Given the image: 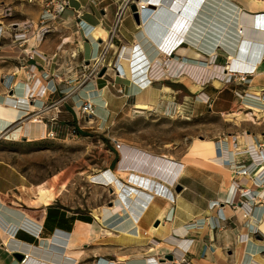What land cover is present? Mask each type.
I'll return each mask as SVG.
<instances>
[{"label":"crops","instance_id":"1","mask_svg":"<svg viewBox=\"0 0 264 264\" xmlns=\"http://www.w3.org/2000/svg\"><path fill=\"white\" fill-rule=\"evenodd\" d=\"M162 1L166 2L171 18L185 24V29L182 30L180 25L178 35L158 41L160 45L156 44L155 47L148 41L139 40V23L133 15H127L105 54L106 72L75 93L72 89L78 86L75 79L80 73V66L99 57L109 42L119 0H69L63 16L51 23L53 30L42 40L37 37L41 13L34 14L30 18L34 25L23 46L13 41L10 28L5 31L0 44V105L14 108L7 104L6 98L13 93L23 96L26 84H34L35 81H27L28 72L24 67L29 65H37L36 76L42 78L36 86L44 84L48 88L43 98L36 100L34 107L28 109V114L20 111L16 117V112L11 111L8 119L12 122L5 130L22 131L33 141L40 134L45 137L49 131L65 133L75 126L80 104L86 99H92L94 106L103 105L105 108L111 104L120 111L128 107L129 114L159 119L170 116L172 109L180 116L181 109L192 102L195 113L197 108L204 106L209 116L217 118L221 124L210 130L209 138L199 142L195 138L188 140L185 135L171 140L139 138L123 152L114 148V172L131 171L130 182L122 177L121 180L131 183V174L136 173L148 178L145 183L151 186L137 196L132 203L131 214H128L127 207L114 211H106L102 207L94 214L71 213L56 206V198L47 205L32 204L36 200L37 188L45 184L35 186L25 174L0 157L2 221L18 224L20 219L30 217L38 222L42 226L40 235L18 230L15 236L26 244L40 247H46L57 230L65 232L70 238L78 231L95 229L92 239L79 241L74 247L81 252L74 264H78L82 256L84 259L92 257L95 264H110L111 261L117 264H145L148 261L151 264L156 261L161 264H264V187H258L257 171L250 176L236 173V165L243 162V158L231 155V145L226 147L221 144L222 150H219L224 136L239 135L243 131L249 134L248 141L264 142L263 115L254 123L250 120L253 118L237 121L227 116L247 103H241L237 93L264 91V31L254 18L258 13H264V0H195L196 3L189 6L193 11H189L188 15L184 11L190 0ZM81 20L94 28L89 39L78 31ZM238 28L244 29L242 36L238 34ZM179 36L189 40H184L181 46L173 50L170 57L174 62L170 66L166 60L156 62V65L147 68L149 76L140 74L141 82L153 80L149 87L141 88V82L125 75L122 60H132L133 72L145 66L146 59L141 54L130 58L137 51L132 48L133 45L142 41L144 50L154 64L157 56L165 57L156 50L164 44L167 51L174 49L170 43ZM155 38L159 40L161 37ZM255 47L262 50L259 56L253 57ZM140 55L142 59L137 62L136 58ZM229 55L231 63L242 56L241 61L252 67L245 69L251 73L248 82L226 84L213 73L207 75L209 66L213 67L212 72H221L230 61ZM260 57L262 60L258 62ZM139 62L142 64L137 66ZM116 63L122 75H118L114 68ZM169 67L173 73L171 78L164 74ZM187 67L193 71V75L185 71ZM203 70L206 72L203 73ZM55 75L59 78L55 79ZM110 85L118 95L112 93ZM203 99H209V104L204 103ZM42 104L55 106L42 110ZM255 107L263 110L259 105L255 104ZM108 113L104 115L105 123L110 119ZM42 125H46L45 129ZM249 161L246 159V162ZM150 179L152 182L159 181L166 190L163 192L162 187L158 186L155 190L153 183H149ZM235 183L251 192L242 197L234 188ZM174 184L181 187V191H176ZM253 191L259 197L252 206ZM115 197L114 201H117V194ZM214 201H219L220 205L211 208ZM118 205H121V201ZM222 215L226 217L225 220ZM254 227L257 228L256 234L251 232ZM1 236L0 231V248L5 250V238ZM82 245L87 248L83 251L77 249ZM68 246L66 243L65 248ZM169 255L173 257L172 260L166 259Z\"/></svg>","mask_w":264,"mask_h":264},{"label":"rangeland","instance_id":"2","mask_svg":"<svg viewBox=\"0 0 264 264\" xmlns=\"http://www.w3.org/2000/svg\"><path fill=\"white\" fill-rule=\"evenodd\" d=\"M45 1L0 0V4H8L14 9L13 18L5 21V26L10 21L32 20L30 18L34 14L42 12ZM165 75L171 78L173 73L169 71ZM72 90L74 91V87ZM110 90L114 92L111 85ZM114 94L118 95L117 92ZM203 102L209 104L207 99H203ZM194 110L193 103L189 102L181 109L180 116L172 109L170 116L159 119L129 114L128 107L120 111L111 104L105 108L103 105H95L93 116L87 117L80 111L76 127H70L65 133L53 131L55 138L46 136V139L30 142L24 138L20 140L1 138L0 157L25 174L35 186L45 184L46 187H54L59 191L64 184V188L55 199L56 206L71 213L94 214L102 207L113 206L114 190L109 186L94 183L92 177L108 170L114 171L112 164L115 157L114 141L119 140L130 146L139 138L171 140L185 135L188 140L195 138L198 142L209 138L210 130L221 124V121L215 117L211 118L204 106L197 108L196 113ZM237 110H240L239 107L234 109ZM106 112H109L110 119L105 123ZM79 248L83 251L87 246L77 247ZM0 251V264H20L27 259V254L21 251L19 253L24 255L23 260L15 256V251L9 252L7 247L5 250L0 248ZM82 257L78 264H95V261L91 260L92 257L91 259Z\"/></svg>","mask_w":264,"mask_h":264},{"label":"bare ground","instance_id":"3","mask_svg":"<svg viewBox=\"0 0 264 264\" xmlns=\"http://www.w3.org/2000/svg\"><path fill=\"white\" fill-rule=\"evenodd\" d=\"M147 1H149V0H143L142 1V4H145L144 5L145 9H144V12L142 13V16L140 18V21H141L140 24L142 26H141L140 34L138 35L139 36V40L142 39L143 42L148 41V44H152L153 46L157 47L156 44L160 45V42H158V41L165 40V39H167L168 36L178 35L177 32H179L181 29L182 30L185 29V24L180 23V21H178L176 19H172L171 17H169L170 14H169V11L167 10V7L165 5L166 2H163L162 0H152L153 2H156V4H154L155 10L152 11L150 8L147 7V5H146ZM190 1L191 2L188 5V7L186 8V11H184V13L186 15H188L189 11H193V8H191L189 6L193 5L191 3L195 4L197 0L196 1L195 0H190ZM152 12H154V15L151 16ZM143 21H144V23L142 24ZM180 25H181V29L178 31ZM242 31H243V28H238V30H237L238 34L241 35V36L243 35V34H241ZM157 36L158 37L160 36L161 38H158L159 40H156L155 37H157ZM241 36H240V38H242ZM180 37L181 36H179L178 39ZM153 38H154V40H153ZM178 39L173 41L170 44H173V46H175L178 43ZM183 40L188 41L189 38L184 37ZM141 43H142V41L136 43L135 44L136 46L133 45L132 48H135V50H137V51H135V54H131L130 58L132 59V57L134 55L137 56V53L141 54L146 59L145 66L142 69H141V66H140V67L137 68L138 69L137 71L134 70V72H133V69L131 68V61L132 60L128 61V62L126 60H122L121 61L122 65H124V68L126 69L125 75H128L130 77H134L136 79V81H138V83L141 82V80H143L142 76H145V77L149 76V72L146 71L149 66L156 65V62L157 63L158 62H163L164 60L167 61L169 66L174 62L171 57H160V56H157V59H156L157 61H155V63L152 64V61L150 60V57L147 55V53L144 50V47L142 46ZM238 45H239V43H238ZM172 48H174V47H172ZM160 49L162 50V48L159 47V49H157L158 51L156 50V53L161 54V50ZM168 51L171 52V49L168 50ZM141 55L138 56V58H136L137 62L140 61V59H142ZM241 57L242 56H240V58H239L240 60H233L232 61L231 65H230V69L245 70V69L252 68L250 66H247L245 63H243L241 61ZM139 63H137V66L142 64V63H140V64ZM147 63L149 65H147ZM253 63H254V60H253ZM208 68H209L208 69L209 71L207 73L208 76H210L212 73L217 75V76H219V77H224L225 76V73H222L220 71L212 72L213 67H211V66H209ZM170 70H171V67L168 68V71H170ZM185 71H187L188 73L193 75V71L189 70L188 67H187V69H185ZM205 72L206 71L203 70V73H205ZM140 74H142V76ZM134 78H132V79H134ZM99 83H101V82H99ZM138 83H137V85H138ZM147 83H148V81L146 79L145 81H142L140 84L142 86H145V84H147ZM90 101L92 103H94V101L92 99H90ZM96 101H97V99H96ZM245 102H247V103H245ZM244 103L245 104H242V106L239 108L240 110H237V111H234L232 113H229L227 116L228 117H232V118H236L237 121L238 120H240V121L241 120H247V117L253 118L254 115L258 116L259 118L264 116V108H263L262 104H258V103L257 104L256 103H250L249 104V102L247 100H245ZM255 104L261 106L263 108V110H260L258 107H255ZM250 105L252 106V108H248L247 107V106H250ZM251 109L253 111H251ZM11 111L16 112V117H18L19 114L21 113L18 109L7 107L5 105H0V138L4 137V138L9 139V140H18V139L20 140V138L24 137V138H27L29 142L33 141V138L31 136L25 135L22 131L15 130V131H12V132H7V130H5L7 128V126L9 124H11V122H12L10 119H8L9 113ZM45 126H43L42 128L45 129ZM41 135L42 134H40L38 138L36 137V140L42 139V138L46 139L45 137L47 136V133H46L45 137H42ZM125 148H127L126 145H125ZM124 149H123V151H124ZM137 151H138V149H137ZM143 153H145V152H143ZM120 154H122V153H120ZM133 154H134V152H133ZM132 157H133V155H132ZM141 159H142V157H141ZM143 159H145V158H143ZM147 159H149V158H147ZM133 161H134V158H133ZM154 161H155V159H154ZM137 162H138V160H137ZM124 163H125V161H124ZM143 163H145V162H143ZM161 163H162V161H161ZM127 164L128 163H126V165ZM130 166H131V164H130ZM122 168H124V165H123ZM142 168H140V169H142ZM146 169L148 170V168H146ZM151 169H152V167H151ZM149 171L151 173V170H149ZM130 172L131 171H126V172H117L116 171V173H115L112 170H108L107 172H104L101 175L97 174L94 177H92L93 175H90V177H92V179H94V181H95L94 183L100 184V185H103V186H109L110 188H112V190H114V193L117 194L118 200L117 201H113V206L104 207V210H106V211H114L116 209L123 210V209H126V207H127L128 208L127 212L129 214L132 211V209H133L132 203L136 200L137 196H140L141 193L142 194L145 193L146 189H149L151 187L149 185H146V183H145L146 180L148 181V178H145V176L142 177V175H139V174H136V173H133V175L131 174L132 179H131V183H129L130 181L128 179H129V176H130ZM134 172H137V171L134 170ZM158 172H157V174H158ZM141 173H142V171H141ZM163 176L165 178V174H163ZM121 177L127 179L129 182L128 181H126V182L122 181ZM166 178H168V176ZM149 183L150 184L153 183V188L155 190H156L157 186L164 188L162 186V184L159 183V181L158 182L157 181H153L152 182L151 179H150ZM63 188H64V184L61 186V189L59 191H56L54 189V187H46L45 185L39 186L37 188V195H36L35 203H38V204L42 203L44 205L49 204L50 202H52L57 197V195L61 192V190ZM127 195H129V197ZM120 201H121V205H118V203ZM124 216H126V215H124ZM100 221H102L101 218H100ZM0 229H1L0 231H1L2 235L5 238V242H4L5 246L8 248L9 252L15 251L16 253H19V251H21V252H24V253L27 254V259L25 260V262L20 263V264H74L79 259L80 253H81L80 251H76L74 249V247L79 243V241L90 240V239L93 238V235H95V229H93V228L89 229L87 232L86 231H83V232L78 231L76 233H73L70 236V238L67 236V234L65 232L57 230L55 235H53L50 238L47 246L46 247H40V246H37V245H35V246L34 245H29L30 243L26 244V243L20 241L19 239H17V237L15 236V233L18 230H24V231L31 232V233L36 234V235H40L42 226L40 224H38V222H36L35 220H33L30 217L20 219L18 224H12V223H7L4 220L2 221V217L0 215ZM127 233H129V232L127 231ZM3 236H1V237H3ZM66 243L69 245L68 248H65ZM60 245H62V246H60ZM167 261L168 260H166L164 262H167ZM151 263H152L151 261H148L147 263L145 262V264H151ZM104 264H109V262H105ZM110 264H117V263L111 261ZM128 264H132V263L130 262ZM153 264H161V262L156 261V262H153Z\"/></svg>","mask_w":264,"mask_h":264},{"label":"built area","instance_id":"4","mask_svg":"<svg viewBox=\"0 0 264 264\" xmlns=\"http://www.w3.org/2000/svg\"><path fill=\"white\" fill-rule=\"evenodd\" d=\"M28 1L33 2L34 0H28ZM142 1L143 0H119L120 3L118 6V11L116 13V21L113 26L109 42L107 43L106 47L104 48L103 53L99 57L90 60L88 64L84 62L80 66L81 68L80 73L75 79V82H77L78 86L74 88L73 93H75L77 90L84 87L88 82L97 78L100 75L102 69L107 67L104 64L105 54L107 53L109 46L112 43L113 38L118 32L119 26L121 25L122 21L127 15H134V13H137L139 15V19L141 18L142 13L144 12V9H145L144 7L145 4H142ZM154 4H156V2H153L152 0H149L146 2L147 7L150 8L152 11L155 10ZM68 6H69V0H46L43 3V10L39 18V24L41 26L37 33V37L39 40H42L47 33L53 30V26L51 25V23L61 18ZM132 6L136 7V11L132 10ZM152 15H154V12L151 13V16ZM13 16H14V9L12 6L5 4V3L0 4V44L2 43L5 37L4 36L5 31H7L10 28L13 31V35H12L13 41L19 44L20 46H23L29 39L28 33L31 27H33L34 22L32 20H27L22 23H19L17 21H11L10 23L7 24V26H5L4 22L8 19H12ZM254 18H255L256 23H260V28L263 29L264 31V13H258L254 16ZM140 23L138 27L141 30L142 25ZM143 23L144 21L142 22V24ZM77 27H78V31H81L84 34L86 39H89V36L94 31V28L87 26L86 24L82 22V20L79 21ZM257 28H259V26ZM243 32H244V29L241 34H243ZM182 38H179L178 43L174 46V49H172L171 52L166 50L167 47L165 46V44L164 46L163 45L160 46V48H162L161 53L165 57H170L173 50L177 49L176 48L177 46L179 47L182 45L184 41ZM261 50H262L261 47H255V49H253L252 51L253 57L257 55L259 56L260 55L259 52H261ZM229 59L230 61L225 66H223V68L221 69V72L225 73V76L221 77L222 81L225 82L226 84H230V83H241L242 84V83L248 82V76L251 73L247 71H238V70L230 69V65H231L230 55H229ZM261 60H262V57L258 59V62H260ZM24 68H26L28 72L27 81H35L34 84H32L31 86L29 84H26V87L24 89L25 93L23 96H16V94L13 93L11 96H8L6 98V102L7 104H9V106H13L19 111L26 112L28 114L29 113L28 109L30 107H34V102L36 100L43 98L48 88L44 84L42 85L37 84L36 86L37 81L40 82L42 80V78H38L36 76L37 65L33 64V65H29ZM114 68L116 69L118 75H122V71L120 67L117 65V63L115 64ZM167 73H169L168 69L165 70L164 74H167ZM54 78L58 79L59 76L55 75ZM69 80L71 81L72 79H69ZM152 81L153 80L150 79L148 80V83L145 84V86L140 85L141 88L145 89L146 86L151 85ZM237 96L240 98L241 103H244V101L247 100L249 103L262 104L264 108V91L260 93H252V92L245 91L243 93H237ZM207 102H209V99H207ZM54 106H55L54 104H50V105L42 104L41 109L49 110ZM247 107L252 108L251 105ZM94 108H95L94 104L89 99H86L81 102L79 109L83 115L89 117V116H93ZM251 111L253 110L251 109ZM257 119H258V116L254 115L253 119H250V120L251 122L254 123L255 120ZM73 132L75 133V131ZM248 135L249 134L247 133V131H243L239 135L230 134L228 136H224L223 139L219 143V150L220 151L222 150L220 149L221 144L226 147L228 145H231V148H232V150L230 151L231 155L233 157L243 158V162L238 163L236 165V173L238 175L250 176L252 175L253 172L257 171V181L260 182V183H257L259 185L258 187H264V142H259L256 140L248 141L247 140ZM55 136H56L55 132L53 131H49L47 133V137L55 138ZM113 145H114L115 150H117L118 152H122L123 149L125 148V145L122 142H119L117 140L114 141ZM246 159L247 160L249 159L250 161L246 162ZM173 187L176 188L175 184L173 185ZM234 188L237 189V191H239L242 197H246V194H249L251 192L249 190L246 191L242 189L236 183L234 184ZM163 190H166V188L162 189V191ZM254 192L255 191H253V194L251 196L252 203L250 204L252 206L255 203H257L256 200L259 197V194H255ZM219 205H220L219 201H214L211 204V208L218 207ZM222 219L225 220L226 217L222 215ZM251 232L252 234H256L257 228L254 227L251 230Z\"/></svg>","mask_w":264,"mask_h":264},{"label":"water","instance_id":"5","mask_svg":"<svg viewBox=\"0 0 264 264\" xmlns=\"http://www.w3.org/2000/svg\"><path fill=\"white\" fill-rule=\"evenodd\" d=\"M132 10L133 11H136V7L135 6H132ZM133 17L135 18V20L137 21V23H140V19H139V15L137 13H134ZM106 68H103L100 75H103L105 72H106ZM176 191H181V187L179 186H176ZM15 256L19 259V260H23L24 258V255L21 254V253H15ZM166 259H169V260H172L173 257L172 256H167Z\"/></svg>","mask_w":264,"mask_h":264}]
</instances>
